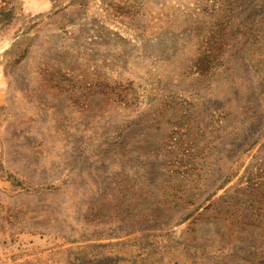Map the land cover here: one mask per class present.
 <instances>
[{"label":"rangeland","instance_id":"obj_1","mask_svg":"<svg viewBox=\"0 0 264 264\" xmlns=\"http://www.w3.org/2000/svg\"><path fill=\"white\" fill-rule=\"evenodd\" d=\"M9 2L0 264L264 261V0Z\"/></svg>","mask_w":264,"mask_h":264},{"label":"trees","instance_id":"obj_2","mask_svg":"<svg viewBox=\"0 0 264 264\" xmlns=\"http://www.w3.org/2000/svg\"><path fill=\"white\" fill-rule=\"evenodd\" d=\"M3 1H6L7 4H9V0H3ZM14 17V14H13V10H8V8L6 6H0V24L4 25V24H7L8 22L11 21V19ZM261 171L264 170V167L263 168H260ZM248 179H249V184H251V175L249 174L248 176ZM260 264H264V261H262Z\"/></svg>","mask_w":264,"mask_h":264},{"label":"crops","instance_id":"obj_3","mask_svg":"<svg viewBox=\"0 0 264 264\" xmlns=\"http://www.w3.org/2000/svg\"><path fill=\"white\" fill-rule=\"evenodd\" d=\"M1 179V178H0Z\"/></svg>","mask_w":264,"mask_h":264}]
</instances>
